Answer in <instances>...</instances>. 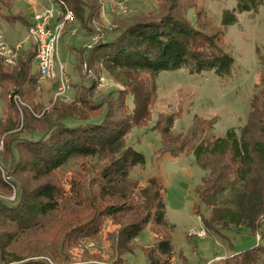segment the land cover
<instances>
[{"label": "trees", "instance_id": "1", "mask_svg": "<svg viewBox=\"0 0 264 264\" xmlns=\"http://www.w3.org/2000/svg\"><path fill=\"white\" fill-rule=\"evenodd\" d=\"M63 1L60 7L73 10L76 22L86 36L96 35L90 47L78 48L80 58L75 65L78 71L75 78L81 79L86 75L85 69L82 76L83 62L98 74L116 69L125 76L121 77L123 82L128 79L126 86L129 91L120 93L117 102L110 105L76 95L68 101L65 96L53 101L57 79L52 88L44 86L47 81H40L35 59L36 45L28 42L21 50L16 66L11 67L0 59V87L7 92L15 90L33 104L30 109L23 108L22 119L17 107L10 109L6 105L4 114L8 123H1L0 117L1 134L6 131L7 147L15 160H18L14 154L16 150L27 153L30 159L28 168L36 178L50 175L75 158L105 162L98 169L96 191L89 202L87 197L83 198L85 203H89L90 211L85 221L77 226L75 235L109 238L110 232L104 235L103 223H98L97 218L106 217L111 222L121 219L123 224L116 232V249L120 254H128L134 252L129 244L146 226L150 225L155 235L158 233L156 227L167 230V235L160 236L158 241L169 239L173 227L168 219L161 178L138 176L136 169L145 167L146 156L135 147V142L126 143L130 128L148 120V112L157 93L156 79L162 71L181 68L190 73L212 71L226 79L232 76L236 59L220 45L221 32L208 34L180 13L181 0H173L165 11L158 4L152 12L157 9L161 15L153 18H142L147 11L131 9L128 14L131 21L113 34L100 31L92 24L102 13L103 0ZM11 4L7 2L8 6ZM117 5L110 8L114 18ZM263 5L264 0H236L234 8L223 12L220 26L236 23L238 15L243 12L257 13ZM5 12L0 14H3L1 19L10 20V11ZM60 19L62 17L58 14L53 22ZM0 25L3 27L2 23ZM71 77L70 89H73L77 81L73 75ZM146 77L151 82H146ZM263 84L253 93L246 122L239 128L231 126L224 134H218L215 117L207 120L210 125L202 133V130L192 129L194 121L188 129L191 131L179 133L177 139L187 137L177 149L163 146L162 154L193 152L198 164L206 171L198 193L206 212L201 214L203 224L209 232L222 234L224 230H230L255 237L260 234L257 244L216 258L211 264H264ZM87 88L92 89V85ZM34 98L38 101L33 102ZM11 103L14 106L12 100ZM104 104L106 106L102 109ZM177 118L173 115L166 121L162 133L164 137L168 136V142L173 138ZM191 132L197 135V140L190 145ZM25 168L21 172L16 169L9 180L0 177V190L16 187L21 198L24 195L30 197L15 203L0 198V220L7 218L16 229L38 224L41 216H48L59 208V195L52 182L47 181L33 189L19 182L18 176L24 173ZM12 176L17 179H12ZM104 199L110 202L99 205L97 201ZM22 234L18 231L0 234V264H52L47 260L49 257L26 258L9 254L8 248ZM158 250L153 247L148 252L150 264H172L171 258H164L161 254L156 256ZM73 262L66 264H103L99 261Z\"/></svg>", "mask_w": 264, "mask_h": 264}, {"label": "rangeland", "instance_id": "2", "mask_svg": "<svg viewBox=\"0 0 264 264\" xmlns=\"http://www.w3.org/2000/svg\"><path fill=\"white\" fill-rule=\"evenodd\" d=\"M172 1L103 0L102 13L95 17V22L92 24L100 31L113 34V31H120L131 21L132 18L128 15L131 9L136 12L147 11L142 18H153L161 15L160 10L156 9L152 12L154 7L158 8L159 4V7L165 11ZM7 2L24 5L27 0H0V14L5 10H11L12 4L8 6ZM42 2L50 3L53 0H42ZM112 4H118L114 10L115 18L110 13ZM235 5L236 0H181L179 11L193 25L203 28L208 34L222 33L220 45L236 59L232 76L225 79L212 71L190 73L185 68L162 71L156 79L157 93L148 112V120L132 126L126 136V143L135 142V147L143 151L146 156L145 167L137 168L136 174L159 176L163 182L165 187L163 197L169 222L173 226L170 230V238L158 241L160 236L167 235V230L156 227L158 233L155 235L151 226L148 225L139 237L129 244L134 252L120 254L119 249H116V232L123 224V220L111 222L101 216L97 218V222L103 223L104 235L110 232L109 238L104 239L100 236L92 239L91 236L81 234L76 236L77 226L85 221L90 211L89 203H85L83 198L87 197L89 202L96 191L98 169L105 162L75 158L50 175L36 178L28 168L30 159L27 153L17 152L15 149V157H18V160H15L7 147L6 131L1 134L0 129V159L5 164L0 162V177L9 180L16 169L21 172L22 168L26 167L23 170L24 173L18 176L21 184H26L27 188L31 186L33 189L37 185L50 181L56 185L59 195L58 210L48 216H41L38 224L16 229L12 221L5 217L1 218V235L16 231L23 233L8 248L9 254L15 253L26 258L37 256L47 259L49 257L47 260L52 264H66L70 261H74L73 263L99 261L103 264H150L148 252L153 247L156 250L159 247L160 251L158 250L155 255L161 254L164 258H171L172 264H211L216 258L240 252L257 244L258 238L254 235L235 234L230 230H224L222 234L208 231V235L204 238L192 236L190 234L192 229L204 226L201 214L206 212L198 189L206 171L198 164L193 152H181L178 155L162 154L165 145H167L166 148L177 149L187 137L181 136L182 138L177 139L179 133L191 131L188 129L194 121L192 129L202 130L203 133L210 125V121L207 120L216 117L215 128L218 134H224L231 126L239 128L246 122L250 99L264 83V5L257 13L239 14L238 21L234 24L220 26L225 9H232ZM2 15H0V21H3ZM8 21L11 22L12 18ZM10 27L9 24L4 25L9 40L20 39L25 27L20 23L16 30ZM70 27L72 29L66 30L62 36L59 55L67 72L74 76L77 83L75 88H68V91L70 89L69 93L67 91L68 94L56 96L54 93L53 101L61 96H65V100L68 101L76 95V97L88 96L93 101H104L109 105L116 103L120 93L125 94L129 91L126 86V83H129L128 79L123 82L121 77L125 76L116 69L103 71L101 74L94 73L88 69L86 62H83L84 70H81L83 76L86 69V75L81 79L75 78L78 76L75 65L80 58L78 48L83 46L81 36H85V33L80 28L77 34L73 35L74 25ZM77 39H79L78 42H75ZM90 46L91 44L88 47ZM146 82H151L149 77H146ZM53 83H56L55 79L49 80L44 86L52 88ZM91 85L92 89L89 90L87 87ZM9 94L10 92H7L4 87H0V117L3 124L8 123V118L4 114L6 105L10 109L17 107L22 119L23 108L30 109L33 104L21 96L24 103L19 101L20 105H17L14 102V106H11ZM37 101L38 99L34 98L33 102ZM173 115L178 118L173 126V138L171 137V141L168 142L166 139L168 136L164 137L162 132L166 121ZM196 116L197 119H195ZM196 136L193 132L190 133V145L196 142ZM5 167L10 168L11 171H7ZM12 177L17 179L15 176ZM0 198L15 203L30 197L24 195L21 198L16 187H11L0 190ZM97 202L99 205H107L110 201L104 199Z\"/></svg>", "mask_w": 264, "mask_h": 264}, {"label": "built area", "instance_id": "3", "mask_svg": "<svg viewBox=\"0 0 264 264\" xmlns=\"http://www.w3.org/2000/svg\"><path fill=\"white\" fill-rule=\"evenodd\" d=\"M63 2V0H53V2L46 4L40 10L35 6L26 37L16 44H10L7 41L4 29L0 25V59L11 67L16 66L24 45L28 42H34L36 45L35 59L39 71V79L41 81L57 79L56 96L65 95L71 81V75L67 72L60 59L59 48L64 29L67 23L75 18V15L72 9L65 7L63 10L60 7ZM58 14L62 19L53 22V19ZM9 96L10 100L17 105H20L19 101L24 103L21 95L16 93L15 90L11 91ZM190 234L204 238L208 235V230L202 226L199 229H192ZM257 238H260L259 233Z\"/></svg>", "mask_w": 264, "mask_h": 264}, {"label": "crops", "instance_id": "4", "mask_svg": "<svg viewBox=\"0 0 264 264\" xmlns=\"http://www.w3.org/2000/svg\"><path fill=\"white\" fill-rule=\"evenodd\" d=\"M113 1H115V0H113ZM46 4H48V3H44V2H42V0H27V2L24 3V5H22L21 3H19L18 5H15V3H13L11 5V7H10L11 10H9L10 11L9 13H11V15H12V21L10 22V21H8V19H5V17H3L2 18L3 21H1V23H3L4 25L9 24L11 26L10 28L11 29L13 28L15 30L17 29L18 24L20 23V24H22L23 27H25L24 28L25 30H24V33L20 39L9 40L8 35L6 34V31H5L4 25H3V29L5 31L6 39L10 44H16V43L22 41L26 37L30 22L32 20V16L34 13L35 6L37 7V9L40 10ZM111 6H113V4ZM7 12H8V10H7ZM76 21H77V18H74L71 22L67 23L64 32H66V30H68V29H72L70 26L74 25V30H73V32L72 31L71 32L73 35L77 34L78 30L81 27L77 24ZM64 32H63V34H64ZM11 34H12V32H11ZM63 34H62V36H63ZM95 37H96V35L90 37V36H86V34H85V36H81V39H82L81 41H83V44H82L83 46L81 48H86L90 44L92 45V42L94 41ZM78 40L79 39H77V41H75V42H78ZM50 80H54V79H50ZM46 81L48 82L49 80H46ZM41 82H45V81H41Z\"/></svg>", "mask_w": 264, "mask_h": 264}]
</instances>
